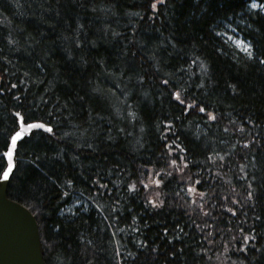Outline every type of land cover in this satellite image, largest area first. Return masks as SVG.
<instances>
[{
  "label": "trees",
  "instance_id": "obj_1",
  "mask_svg": "<svg viewBox=\"0 0 264 264\" xmlns=\"http://www.w3.org/2000/svg\"><path fill=\"white\" fill-rule=\"evenodd\" d=\"M250 2L212 0L202 17L184 0L170 25L163 8L149 21L151 0H0V152L14 111L53 114L6 189L34 217L44 264H264V65L223 36L264 52ZM179 89L206 111L185 112Z\"/></svg>",
  "mask_w": 264,
  "mask_h": 264
},
{
  "label": "snow or ice",
  "instance_id": "obj_2",
  "mask_svg": "<svg viewBox=\"0 0 264 264\" xmlns=\"http://www.w3.org/2000/svg\"><path fill=\"white\" fill-rule=\"evenodd\" d=\"M69 4H74V0H68ZM184 0H151V3L149 4V9L151 12V15L148 16L149 21H151L153 24L156 23V21L160 20L161 16V8L165 9V19L169 20V24L171 25V17L175 16V9L177 3H183ZM212 6V0H191V8L190 12L193 14H199L200 16H205L209 14L210 8ZM250 9H259V13L256 14L257 19L253 20V23H257L259 19L260 13H264V3L258 4L256 0H251L249 4L246 5ZM138 15V14H137ZM141 20L144 19V17H140ZM78 28H83V25H78ZM159 31V29H157ZM113 37L119 36V33L113 32ZM217 35H221L220 33H217ZM175 39L174 36H171L168 38V42L171 44L172 41ZM9 44L16 43V41H13L9 39ZM237 47H240L241 45L242 50L247 54L248 58L251 59H257L259 64L264 65V58H260L261 56H264V52H262L259 48H256L254 44L252 43H246L244 40H237L236 41ZM174 46V45H173ZM255 53H259V56L254 55ZM126 54V53H125ZM135 55V53H133ZM201 67L204 69L205 74H208L210 72V68L205 65L203 62L201 63ZM27 75V73H25ZM140 79L142 80L143 77L141 76ZM169 81L165 79L163 81V84L167 85ZM202 85H198L200 87ZM12 88H16L15 84L11 85ZM233 88V91L235 92V86H231ZM4 90L0 88V93H2ZM95 91V90H94ZM182 89H179L175 92L171 93L172 98L178 102L180 105L184 106V111L187 112L189 109L192 108H198L199 112L204 113L206 111L205 107L203 105L197 104V102L193 99L190 100L189 103H185L186 100H189L186 95L184 98H182ZM13 99L19 101L20 103H23V98L21 96H14ZM82 99V97H81ZM49 119L45 120L43 118H33L28 115L27 112H24L22 110H16L12 113L13 116V124L12 129L10 132H8V135L5 137L4 141V150L3 152H0V158H3L5 161V164L2 168H0V181H9L10 179H18L21 181V183H24L23 175L21 176H14L15 172H22V169L18 167L20 161L18 160L19 156V148L20 146L24 145L26 142V138L28 140H31V138L35 135L36 131L39 130L42 133H48L50 134L49 138H51L52 135H54V124L52 123L53 114L49 112L48 114ZM129 115L135 116V113H129ZM208 119L215 120L216 117L211 112L207 113ZM171 126V121H168L165 125V131H169ZM227 131V129H225ZM0 134H3V130H0ZM111 139V137H109ZM39 142H37V145ZM249 146V141L244 142V147ZM89 148L92 147L91 144L88 145ZM40 157H35V160H39ZM34 162V161H33ZM175 163V161H173ZM159 176V173L156 174ZM254 181H257L258 186L260 184V181L257 180L255 176L251 178ZM98 184V181H96ZM142 183V181H141ZM154 183L159 186L161 181L155 180ZM199 183V181H197ZM66 184L68 186L72 185V180H67ZM101 188H106V185H99ZM144 187H148L147 185H144ZM249 189H252V184L249 183L248 185ZM136 185L135 183L128 185V191L134 192L136 191ZM64 195H69L68 192H64ZM256 194V190H250L248 192V198L252 199L254 195ZM203 195V194H201ZM79 203V201H77ZM147 205H151L153 209H160L164 205L163 200H152L147 199L146 200ZM229 211H232V209H229ZM205 215H208L207 212H204ZM233 215H235V212H233ZM135 219V217L133 218ZM257 220H259V217H256ZM138 231V229H137ZM255 229H252V232L255 233ZM165 234H167L168 230L164 229ZM249 239H256L255 235H252L249 237L248 235L244 236L245 242H248ZM171 241V238H169V242ZM137 244H139L141 247H144L147 245V241H137ZM156 249L154 248L153 251ZM129 256H131V253H129ZM134 259V257H133Z\"/></svg>",
  "mask_w": 264,
  "mask_h": 264
},
{
  "label": "water",
  "instance_id": "obj_3",
  "mask_svg": "<svg viewBox=\"0 0 264 264\" xmlns=\"http://www.w3.org/2000/svg\"><path fill=\"white\" fill-rule=\"evenodd\" d=\"M8 182L0 181V264H44L36 221L6 197Z\"/></svg>",
  "mask_w": 264,
  "mask_h": 264
},
{
  "label": "rangeland",
  "instance_id": "obj_4",
  "mask_svg": "<svg viewBox=\"0 0 264 264\" xmlns=\"http://www.w3.org/2000/svg\"><path fill=\"white\" fill-rule=\"evenodd\" d=\"M253 10V9H251ZM253 11H259V9H255ZM227 30H228V33H225L223 36L224 38L226 39V41L231 44L236 50H238L239 52H241L242 54H245L247 56V54L242 50V45L240 47H237L236 45V41L237 40H241L240 37L237 36L236 32L232 31L231 28H228L227 27ZM77 206V205H76ZM68 210H71V209H68Z\"/></svg>",
  "mask_w": 264,
  "mask_h": 264
}]
</instances>
